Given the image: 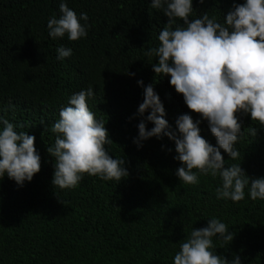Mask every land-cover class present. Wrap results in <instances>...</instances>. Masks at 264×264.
<instances>
[{
    "label": "trees",
    "instance_id": "16d2710c",
    "mask_svg": "<svg viewBox=\"0 0 264 264\" xmlns=\"http://www.w3.org/2000/svg\"><path fill=\"white\" fill-rule=\"evenodd\" d=\"M59 2L0 0V117L34 136L40 155V170L22 186L0 177V264H172L181 240L211 217L234 233L227 243L213 237L217 255L264 264V200L250 199L247 188L238 202L217 199L218 176L198 174L195 184L179 181L175 170L181 162L168 136L150 137L139 147L133 142L141 120L148 129L154 126L145 119L150 109L143 116L137 112L143 86L151 84L169 130L176 131L177 117L189 113L200 120V135L216 146L207 121L188 109L168 76L154 73L156 58L144 55L159 44L168 17L151 8L150 0H65L77 14L87 13V36L54 40L46 24L59 16ZM239 3L243 0H193L190 19L207 11L223 22ZM177 24L183 21L176 18L173 27ZM59 46L73 50L63 61L56 59ZM90 84L88 106L113 141L105 149L125 160L128 176L105 181L85 173L75 187L56 189L55 157L47 149L57 134L50 126L67 98ZM236 115L239 158L221 149L225 167L240 163L250 178L264 177V126L243 111Z\"/></svg>",
    "mask_w": 264,
    "mask_h": 264
},
{
    "label": "clouds",
    "instance_id": "9594fccd",
    "mask_svg": "<svg viewBox=\"0 0 264 264\" xmlns=\"http://www.w3.org/2000/svg\"><path fill=\"white\" fill-rule=\"evenodd\" d=\"M58 7L59 16L47 19L48 36L55 40L67 35L70 41L86 37L87 13L77 14L65 0H60ZM150 7L162 11L168 21L158 33L159 44L148 47L144 55L156 58L154 73L168 76L169 84L183 95L188 109L207 121L216 146L200 135V120L194 121L189 113L177 117L176 131L169 130L159 95L151 84L143 86V81H137L143 86V101L137 112L143 116L150 109L145 119L154 126L148 129L141 120L133 142L139 147L150 137L168 136L175 142L174 159L181 162L175 170L179 181L195 184L198 174L218 176L217 199L238 202L244 199L247 188L250 199L264 200V177L250 178L240 163L225 167L220 151L223 149L230 159L239 158L235 143L242 131L236 113H248L264 126V0L234 4L223 22L210 18L207 11L190 19L193 0H150ZM176 18L183 24L173 27ZM72 51L71 47L59 46L56 59L63 61ZM93 94L91 84L73 92L50 126V131L57 134L47 149L55 157L51 183L56 189L75 187L85 173L105 181L128 176L125 160L112 158L105 149L113 141L105 124L88 106ZM251 131L255 134L254 128ZM34 139L26 132L15 131L13 123L0 117V177L7 175L21 186L32 180L40 170ZM213 237L227 243L234 233L219 218L211 217L206 226L192 228L181 240L172 264H242L237 254L231 260L217 255Z\"/></svg>",
    "mask_w": 264,
    "mask_h": 264
}]
</instances>
